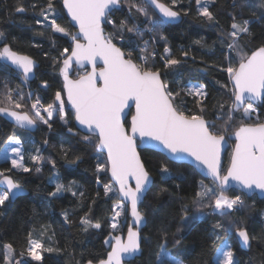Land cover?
I'll list each match as a JSON object with an SVG mask.
<instances>
[{"label":"snow or ice","instance_id":"6c2138e0","mask_svg":"<svg viewBox=\"0 0 264 264\" xmlns=\"http://www.w3.org/2000/svg\"><path fill=\"white\" fill-rule=\"evenodd\" d=\"M183 0H145V3L157 11L159 18L152 20L147 8L142 7L137 0H62L63 8L71 17V27L78 26V31L73 34L68 27L62 26L60 21L65 17L59 11L55 0H45V3H32L29 7L39 17L34 18V23L46 28L52 35L53 46L57 34L69 39L68 47L60 52L62 60L53 59V63L61 65L59 74L63 77V85L55 91L54 99L50 103H41L39 96L31 90L25 92L20 88L15 90L7 88L4 101H0V115L9 118L14 128L32 131L36 125H46L53 129L55 116L66 127L72 137H80L86 144L96 149L93 159L96 164V184L99 196L101 191L105 199L119 200L113 203L109 227L114 233L121 231L120 217L130 210L131 224L127 227L126 237L120 234L109 235L104 243L109 246L106 257L98 259L97 264H129L130 259H135L141 254L142 239L151 243L148 237L141 236V228L147 226V213L142 210L148 196L154 188V181L137 150V141H140L142 150L162 148L167 153L166 159L172 163L185 162L192 158L203 170L211 184L199 182L198 190L191 197V205L196 215L189 216L188 205L184 204L181 211L179 225L172 232L168 228L160 229V240L157 243L155 264H185L180 259V253H173L174 248H181L184 237L178 234L182 229L189 227L194 221L201 220L207 215L216 214L229 216L248 207L244 197H252L259 193L264 197V122L260 117L264 115V32L256 37L255 25H264V0H232L230 13V30L221 40L223 47L220 49L221 63L215 62L209 67L227 74L229 84H221L225 90L228 101L216 102L217 115L214 121L206 119V109L209 104V91L203 83H183L184 66L189 60L195 61L196 57L190 56L188 51H183L178 58L168 49L164 48L163 55L155 51V40L167 41L161 28L167 24L178 21L181 11L188 14L189 9H178ZM196 5V15L207 22L218 23L215 13L210 5L216 0H189ZM252 10L256 19L245 18L243 9ZM127 11L125 19L115 18L117 12ZM17 13H26L28 7L18 4ZM133 13L147 17L148 28H142L137 23ZM131 21V23H130ZM111 31H106V28ZM151 33V40H143V44L129 38L125 43L127 33L143 38L145 33ZM43 35V33H40ZM258 38L259 45L248 48L245 41ZM200 44L201 41H194ZM119 45V46H118ZM127 48L125 51L123 49ZM138 53L133 59V53ZM102 62L99 68L97 62ZM159 64V66H158ZM76 66V78L71 74ZM86 65H91V70L82 75L78 71ZM36 61L28 55L21 54L14 49L12 43L3 32H0V71L7 72L12 69L22 77V83L27 85L35 77ZM207 72V69H202ZM162 73L164 75H162ZM168 77H171L170 81ZM174 83L175 86H170ZM41 86L49 87L48 82L42 81ZM62 93L66 94L65 96ZM183 93V95H182ZM194 98L197 111L193 112L187 107L185 97ZM27 97V102L25 98ZM134 103L135 114L126 113L129 102ZM71 105L74 125L66 118L65 104ZM227 103V108H226ZM30 104V107H29ZM28 108V111L23 109ZM236 113L243 120H252L232 130V124L237 118ZM131 115L128 128L124 121ZM216 121H220L217 127ZM85 133L81 136V133ZM234 136L236 144L229 159L226 169L222 168L221 154L226 144V137ZM95 137V141L92 140ZM45 145L48 140L43 141ZM61 152L67 159L68 167L79 165L82 156L78 151L65 148L61 145ZM71 152V157L69 153ZM30 161L37 165L29 167L25 163V151L22 141L14 133L8 137L4 148L0 150V160L10 161V168L0 171V208L6 202L14 201L17 197L26 195L28 188L20 179L13 178V170L19 173H40V164L44 158L40 150L29 153ZM55 173L56 163L49 159ZM158 172L164 180L171 179L172 169L165 161H160ZM103 174V176L101 175ZM104 176H110L113 183H102ZM75 181H70L68 186L59 182L58 174L55 181V190L49 196L56 197L63 192H71ZM234 187L239 188V194L228 195ZM164 189L156 192L158 197ZM83 197V192L79 193ZM95 203V200L92 201ZM210 209L211 212H206ZM64 221L70 223L68 213H62ZM82 231L89 228L99 230L102 224L93 221L85 215L80 221ZM43 229L34 237L33 232L27 234V244L23 250L17 252L12 243L2 245L4 254L0 257V264H31L32 261L43 262V253H61L63 249L53 247L42 239ZM227 231L235 235L237 242L250 248L253 241H260V237L249 233L245 227L232 224L227 227L216 222L212 225L210 239L213 246L220 239V233ZM172 237L169 240V237ZM218 257L216 264H240L235 258L232 243L227 239L216 249ZM87 264H93L91 260Z\"/></svg>","mask_w":264,"mask_h":264},{"label":"trees","instance_id":"16d2710c","mask_svg":"<svg viewBox=\"0 0 264 264\" xmlns=\"http://www.w3.org/2000/svg\"><path fill=\"white\" fill-rule=\"evenodd\" d=\"M142 7L147 8L149 16L152 20L159 17L156 13L142 0H137ZM161 2L169 3V0H161ZM32 3H45V0H0V32H3L8 37L9 42L12 43L14 49L20 51L21 54L28 55L38 64L35 70V77L27 82V85L22 83L23 77L12 69L7 72L0 71V101H4L7 88L4 87L7 82L8 88L13 89V96L15 90L20 88L27 92L31 90L36 96H39L41 103H50L54 99L55 91L61 89L63 85V77L59 74L61 65L53 63V59L62 60L60 52L64 47H68L70 41L66 37L57 34L55 39V46H53L52 35L46 28L34 23V18L39 17V11H33L29 5ZM57 8L62 11L65 19L60 21L62 26L68 27L69 30L75 34V30L71 27L69 20L65 16L62 9V0H55ZM232 0H216L214 5H210L211 10L215 13L218 23L207 22L203 18L196 15V5L189 3V0H183L178 5V9H189L188 14L184 15L181 11L179 21L174 24H165L161 28V32L165 35L164 29L172 27V33L167 36V41L156 37L155 51L158 53L157 62H159L160 55H163L164 48H168L173 55L180 58L183 51H188L190 56L196 57L195 61L189 60L184 66V74L182 78L183 83H203L207 85L209 91V104L206 109V119L214 121L217 115L216 102L228 101V96L225 90L220 88L221 84H229L227 74L209 65L221 63L220 49L223 47L221 40L227 31L230 30L231 18L230 13L233 11L231 7ZM18 4H23L28 7L26 13H17L15 7ZM245 18L256 19L252 15V10L248 8L243 9ZM136 21L142 28L150 27L147 17L138 13H133ZM128 13L117 12L115 18L125 19ZM131 23V21H130ZM106 31H111L110 26ZM254 32L256 37L261 32H264V25H255ZM40 33H43L41 35ZM131 38L139 44H143V40H151L152 34L145 33L143 38L136 37L132 33H127L125 43ZM201 41L200 44L194 41ZM248 48H255L259 45L260 40L253 38L245 41ZM119 46V45H118ZM127 51L128 49H123ZM138 53H133L135 60ZM159 66V64H158ZM74 68L71 78L75 79ZM207 69V72L202 69ZM162 75H164L162 73ZM171 81L172 78L168 77ZM47 81L49 87L47 89L41 86L42 81ZM170 86H175L170 83ZM62 95L65 96L64 93ZM183 95V93H182ZM66 99V98H65ZM187 100V107L193 112L197 111L194 103V98L191 96L185 97ZM27 102V97L25 98ZM3 106V105H0ZM30 107V104H29ZM227 108V103H226ZM28 111V108L23 109ZM66 118L71 124H75L72 109L68 103L65 104ZM132 113V112H131ZM236 119L232 124V130L247 123H254L252 120H243L239 117L241 113H236ZM260 121L264 122V115L260 117ZM53 129L49 131L46 125H36V129L32 131L14 128L4 116L0 115V150L7 143L8 137L14 133L24 143H28L27 154L32 152V149L40 150V154L44 158V163L40 164L42 171L40 173H19L13 170L7 175L13 178L20 179L28 188L26 195L18 197L14 202H6L5 207L0 208V257L4 254L2 245L12 243L17 252L23 250L27 244V234L29 231L33 232L34 237L39 235L43 229L42 239L53 247L63 249L61 253L44 252L43 262L32 261L31 264H87L89 260L93 264H97L98 259L106 257L108 249L104 240L110 234H117L109 227L111 217L113 215V203L119 200L105 199L103 192L97 196L98 186L96 184V164L97 161L93 159V154L96 149L90 144H86L80 137H72L66 130L63 123L55 116L53 117ZM217 127H220L221 122L216 121ZM129 127V123H125ZM84 134L81 133V136ZM231 137L228 136L226 138ZM47 139L48 144L45 145L43 141ZM95 137L92 140L95 141ZM228 149L223 158V169L229 165V159L232 154V147ZM61 145L65 148H71L72 151H78L82 156L79 165L74 168L68 167L67 159L61 152ZM38 147V148H36ZM142 160L145 161V166L150 175L153 177L154 188L149 194L145 206L142 208L147 213V226L141 232V236L148 237L151 243H147L142 239L141 255L129 264H155V257L157 252V243L160 240V229L168 228L172 232L179 225L180 217L184 214L181 208L184 204L188 205L189 216L196 215L194 208L191 205V197L198 190L199 182L204 181L205 184H211V181L202 178L196 170L185 164H177L168 161L164 155L152 150L140 151ZM71 157V152L69 153ZM51 159L56 163L55 173L48 160ZM160 161H165L172 169L173 176L171 179L164 180L158 172ZM29 167L35 168L37 165L33 164L28 158L25 162ZM10 168L8 162L0 163V171ZM68 186L70 181H75L72 190L77 192L73 196L71 192H63L57 194L56 197L49 196V193L55 190V181ZM103 176V174H101ZM112 183L109 176H104L102 183ZM161 189H164L161 194L156 197L154 194ZM83 192V197L79 193ZM239 194L235 190H230L228 195ZM248 207L240 212L233 213L229 216H219L216 214L207 215L201 220L194 221L192 225L182 229L178 234L184 237L181 248H174L173 253H180L179 258L185 261V264H216L215 255L216 249L228 239L232 243L235 251V258L240 261V264H264V200L258 199L256 196L244 197ZM95 200V203L92 201ZM206 212H211L206 209ZM68 213L70 223L64 221L62 213ZM88 216L90 220L99 221L102 228L99 230L89 228L87 232L82 231L83 225L80 221L82 218ZM125 220L128 224L129 219L125 211ZM220 222L227 227L232 224L245 227L249 230L250 235L255 234L260 237V241H253L248 251H243L236 241L235 235H229L227 231L220 233V239L216 241L213 246L210 239L212 232V225ZM127 227L118 233H125ZM172 237H169L171 240Z\"/></svg>","mask_w":264,"mask_h":264},{"label":"water","instance_id":"95a60500","mask_svg":"<svg viewBox=\"0 0 264 264\" xmlns=\"http://www.w3.org/2000/svg\"><path fill=\"white\" fill-rule=\"evenodd\" d=\"M142 1L145 2V0H142ZM147 5H148V4H147ZM148 6H149V5H148ZM149 7H150V8L156 13V15L158 16L157 11H155L151 6H149ZM62 9H63V12H64L65 16H66L67 19L69 20L70 25H71V23H74V22H71V17L67 15V9H64V8H63V4H62ZM158 17H159V16H158ZM178 21H179V20H178ZM178 21H175V22H172V23H167V24L174 25V24H176ZM72 28L75 30V33L78 31V26H76V27H72ZM101 63H102V62H100V61L97 62V67H98V68H99V66L101 65ZM37 67H38V64L36 63V67H35L34 71L37 69ZM73 67L76 68L75 65H74ZM90 70H91V65H86L84 68L79 69L78 71H85V72H87V71H90ZM65 98H66V94H65ZM68 105H69V107L71 108V105H70V104H68ZM129 105H130V107L127 108V109H125V112H126V113H128V112L131 113V112H132L131 114H135L134 103L130 101V102H129ZM72 111H73V110H72ZM5 118H6V117H5ZM6 119H7L11 124H13L9 118H6ZM126 122H128V123H129V126H130L131 115H128V116H127V119L124 121V123H126ZM125 127L128 128V127L126 126V124H125ZM23 130H25V129H23ZM27 131H28V130H27ZM82 133H83V132H82ZM83 134H85V133H83ZM226 141H227V142H226V144H225V146H224V150L222 151V154H221V164H222V168H223V158H224L226 152L228 151V149L231 148V143H230V142H232V141L234 142V145H233V147H232V150L234 149L235 144H236V139H235L234 136H231V137H229V138H226ZM137 145H138L137 150H138V151H142V146H141L139 140L137 141ZM149 150L156 151V152H158V153H161V154L164 155L165 157H167V153H166L165 150H163L162 148L149 149ZM177 164H185V165H189V166L193 167V168L196 170V172H197L202 178H204V179L210 181V178H206V176H205L203 170L201 169V167H200L196 162H194V160H193L192 158H188L185 162H181V163H177ZM150 176H151V175H150ZM151 177H152V176H151ZM109 179L111 180V177H110V176H109ZM152 179H153V177H152ZM111 182L113 183L112 180H111ZM0 188H2V186H0ZM233 190L239 192V188H238V187H234ZM255 196H256L258 199H260V200H264V197L260 196L259 193H257ZM247 197H248V196H247ZM17 198H18V197H17ZM17 198H16V199H17ZM16 199H15V200H16ZM15 200H14V201H15ZM14 201H11V202H14ZM126 212H127V216H128V219H129L128 224H131L130 210L126 209ZM143 229H144V227L141 228V232H142ZM117 234H120V235H123V236L126 237L127 230H126L125 233H117ZM111 235H116V234H111ZM108 237H109V236H108ZM108 237H107V238H108ZM107 238H106V239H107ZM235 238H236V237H235ZM236 241H237V238H236ZM237 243H238V242H237ZM238 244H239L240 248H241L243 251H248V250L250 249V248H246V247H244V246H243L242 244H240V243H238ZM105 245H106V244H105ZM141 246H142V241H141ZM106 248L108 249V251L110 250L108 245H106ZM140 255H141V254H140ZM140 255H138L137 257H139ZM137 257H136V258H137ZM136 258H135V259H136ZM135 259H130V262H132V261L135 260ZM130 262H129V263H130Z\"/></svg>","mask_w":264,"mask_h":264},{"label":"rangeland","instance_id":"374dc122","mask_svg":"<svg viewBox=\"0 0 264 264\" xmlns=\"http://www.w3.org/2000/svg\"><path fill=\"white\" fill-rule=\"evenodd\" d=\"M172 30H173V28L172 27H166L165 29H164V31H165V36L167 35V36H170V34L172 33ZM80 72V74L82 75L85 71H79ZM74 77H76V73L74 74ZM22 145H23V148H24V151H25V162H26V160L28 159V156H29V154H27V151H26V149H28V143H24L23 141H22ZM4 148V147H3ZM2 148V149H3ZM36 148H38V147H36ZM1 149V150H2ZM35 150L34 149H32V152H34ZM2 162H8L9 164H10V161H3V160H0V163H2ZM11 166V165H10ZM118 203V202H117ZM120 223H121V230L123 229V227L125 226V224H126V220H125V214L123 215V216H121L120 217ZM127 230V229H126ZM228 240V239H227ZM229 241V240H228ZM217 257H218V254H217V252H216V255H215V261H217Z\"/></svg>","mask_w":264,"mask_h":264}]
</instances>
